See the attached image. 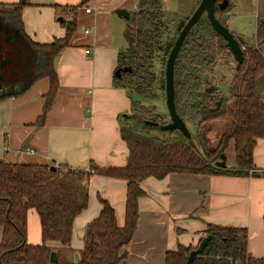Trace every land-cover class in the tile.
I'll return each instance as SVG.
<instances>
[{
    "label": "trees",
    "instance_id": "1",
    "mask_svg": "<svg viewBox=\"0 0 264 264\" xmlns=\"http://www.w3.org/2000/svg\"><path fill=\"white\" fill-rule=\"evenodd\" d=\"M221 3L223 0H218L216 15L223 12ZM82 6L84 2L67 8L68 18L61 21L66 30L64 37L50 44H39L25 33V4L0 3V83L10 89L0 94V100L20 95L39 79L48 77L51 91L46 108L51 106L59 86L54 62L71 47L78 30L76 9ZM71 12L75 13L73 18L69 17ZM189 18L177 26L176 37L166 42L168 23L160 0H138V11L126 19L127 48L119 53L117 69L131 67L132 71L123 72L121 77L114 76L115 86L128 89L132 99V113L120 119L121 135L129 149L126 167L92 166V172H87L58 165L0 161V228L3 231L0 264H119L126 257L123 249L132 241L137 228L139 199L145 195L141 184L147 178L162 179L172 173L245 177L255 170L253 152L257 141L264 138V101L258 92L264 76V55L259 47L246 45L245 60L239 69L235 68L225 92L203 77V69H212L217 45L218 48L224 45L229 51L226 41L213 31L207 18L189 33L175 63V102L185 123L196 125L197 134L191 139L179 131L161 130L160 126L168 122L155 106L150 109L140 100L157 99L155 90L159 82L154 71L155 61L161 58V53L169 56ZM258 39L259 46L263 45L264 23H260ZM4 61L6 64L2 66ZM164 82L160 89L165 91ZM202 83L206 84L204 89ZM214 87L220 90L208 91ZM216 123L221 125V138L216 149L206 154L200 143V132L204 134ZM157 130L163 136L155 135ZM231 141L235 143L236 166L217 167ZM54 166L56 171L51 169ZM94 174L128 182L124 226H119L113 206L101 200L100 216L86 228L80 261L74 263L62 258L52 261L56 249L50 244L57 243L71 250L75 220L88 207V181ZM30 210H35L40 219L42 243L38 245L27 241ZM209 235L212 239L193 264H264V258L249 254L246 230L208 225L206 236ZM196 248L179 245L177 250L166 254L165 264H187Z\"/></svg>",
    "mask_w": 264,
    "mask_h": 264
},
{
    "label": "crops",
    "instance_id": "2",
    "mask_svg": "<svg viewBox=\"0 0 264 264\" xmlns=\"http://www.w3.org/2000/svg\"><path fill=\"white\" fill-rule=\"evenodd\" d=\"M83 2L71 47L62 52L55 68L59 86L51 106L46 108L51 91L48 77L39 79L20 95L0 100V161L73 170L126 167L129 149L121 135L120 119L132 113V99L128 89L114 84L119 53L126 49L116 42L114 28L120 22L116 19L121 18L116 11L125 9L132 14L138 9V0H0L3 4H25V33L39 44L64 37L66 30L61 21L68 18L67 8ZM162 2L164 10L179 12L194 11L201 0H193V7L187 0ZM229 6L220 15L222 21L245 39L247 46H257L263 53L258 29L264 23V0H229ZM86 8H92L93 13L87 14ZM248 17L256 19L253 44L241 26ZM86 29L90 34H85ZM87 49L91 51L89 56ZM263 77L258 92L264 91ZM226 152H231L227 167L234 168V141ZM253 161L255 170L245 177L172 173L143 181L145 195L139 199L137 228L119 264H165L166 254L179 245L199 246L208 225L246 230L249 254L264 258V138L257 141ZM88 187L89 204L75 220L71 250L50 244L58 252V259L80 261L86 228L100 216L101 200L113 206L119 226H124L128 182L94 174ZM35 212L28 213L27 221V241L32 245L42 243L40 219ZM33 229L36 232L31 242ZM2 237L0 228V243Z\"/></svg>",
    "mask_w": 264,
    "mask_h": 264
},
{
    "label": "rangeland",
    "instance_id": "3",
    "mask_svg": "<svg viewBox=\"0 0 264 264\" xmlns=\"http://www.w3.org/2000/svg\"><path fill=\"white\" fill-rule=\"evenodd\" d=\"M160 1L162 2L163 0H160ZM187 1L189 2L188 4L191 7L195 6V3L193 2V0H187ZM219 1H221V0H219ZM137 11H138V9H137ZM194 11L193 10L191 11L189 9L188 10L184 9L183 11L180 10L179 12H178V10H175V9H171L170 11L164 10V16L167 19L166 21L168 23V25H167L168 30H167V33L164 37V42L170 41L176 37L175 31H176L177 26L181 22H183L188 16L190 17ZM261 13L263 14V8L262 7H261ZM220 15H221V13H218L217 18L222 21V19L220 18ZM263 18H264V15H263ZM116 20H120V22H119V24L115 25L114 37L116 39V42H118V45H120V47H122V49H124V48H127V42L125 39V31L127 28V22L124 18H119ZM205 20H206V17L204 16L200 20V22H205ZM222 22L225 24L224 21H222ZM255 22H256V19L254 17H251V18L248 17L246 19V22L241 24V26L243 27L242 31H245L247 33L246 38L248 39V42L250 44H253L256 40V37H254V34H253L254 28H255ZM230 27L233 28L232 25ZM177 38H178V36H177ZM262 51L264 53V46H262ZM215 52H216V61H215L214 65L211 66L212 69H210V68L203 69V77H207L209 79V83L220 86L221 89H223L225 92H228V89L230 87V84L228 82H232V76L235 73V68L237 66V63L234 60L230 51L225 49L224 45H221L220 48H218V45H217L215 47ZM168 57H166L165 55H163V53H161V58H158L155 61L154 71H155V74L157 76V81L159 82L156 85V90H155V93L157 94V99H140L138 97H135V99H137V100H139V99L143 100V105H145L146 107H148L150 109H151V107L155 106L157 108V112L162 116L164 121H167V122L170 121V116L168 113V108H167V103H166V88H165V91L163 89H160V88H161L162 80L165 81L166 65H167ZM263 81H264V77L262 79V82ZM164 85H165V82H164ZM201 87H202V89H204L206 87V84L202 83ZM262 87H264V85H262ZM259 93L262 94L263 99H264V91L259 92ZM187 126L190 129L192 135L195 136L197 134L196 125L191 122V123H188ZM155 135L163 136L162 132H160L158 130L155 131ZM220 138H221V125L220 124L216 123V124H213L210 127H208L204 132V140H205L207 150L208 151H214L216 149L219 141H220ZM233 150H234V146H233ZM225 155L227 157V165H228L229 161L231 160V152H225ZM31 212H35V210H33V211L31 210ZM35 232H36V230L33 229L32 233H30L31 242L33 241V238L35 236Z\"/></svg>",
    "mask_w": 264,
    "mask_h": 264
},
{
    "label": "water",
    "instance_id": "4",
    "mask_svg": "<svg viewBox=\"0 0 264 264\" xmlns=\"http://www.w3.org/2000/svg\"><path fill=\"white\" fill-rule=\"evenodd\" d=\"M23 2H25V0H23ZM217 3L218 0H201L198 8L193 12V14L190 16L183 29L181 30L173 46V49L169 54L166 65V77H165L166 103H167L168 113L170 116V121L166 125H161L160 128L163 131H179L183 136H185L188 139L192 138V133L188 128L187 124L185 123V121L179 116L176 109L175 63L189 33L193 30L195 26H197L200 20L205 16L209 21L213 31L216 32L218 35H220L226 41V45L229 48L230 53L232 54L234 60L237 63L236 66L237 69H239L242 66L245 60L244 49L246 47L247 42L245 39L236 36L228 26H226L221 20L217 18L216 15ZM228 6H229V0H223V3L220 4V8L223 12H225ZM116 13L119 17L125 19H128L131 15V13L125 9H118ZM58 62H59V56L55 59L54 62L55 68H57ZM5 64H6L5 61L2 62V66H4ZM129 71H132L131 67L119 68L116 70L115 76L121 77L123 72H129ZM213 90L219 91L220 88L214 87L212 89H209L208 91H213ZM218 105H220V103ZM149 123L155 126L159 125L158 123H152V122ZM200 143L204 152L208 154L209 151L207 150L205 144L203 132H200ZM216 166L220 168H225L227 166V157L225 155H222L221 160L216 163ZM51 169L53 171H56L55 166L52 167ZM211 239L212 236L210 235L202 239L199 246H197V248L190 253L187 264L194 263L195 258L205 251ZM51 260L52 261L58 260V254L56 252L52 254Z\"/></svg>",
    "mask_w": 264,
    "mask_h": 264
},
{
    "label": "built area",
    "instance_id": "5",
    "mask_svg": "<svg viewBox=\"0 0 264 264\" xmlns=\"http://www.w3.org/2000/svg\"><path fill=\"white\" fill-rule=\"evenodd\" d=\"M80 10V8H78V9H76V11H79ZM85 12L87 13V14H91V13H93V9L92 8H86L85 9ZM75 16V13L74 12H71L70 14H69V17L70 18H73ZM85 34H90V29H86L85 30ZM85 53H86V55H91V51L89 50V49H87L86 51H85ZM29 152H31L30 150H28ZM86 171L87 172H92V170L90 169V168H88V169H86ZM252 172V171H251Z\"/></svg>",
    "mask_w": 264,
    "mask_h": 264
},
{
    "label": "flooded vegetation",
    "instance_id": "6",
    "mask_svg": "<svg viewBox=\"0 0 264 264\" xmlns=\"http://www.w3.org/2000/svg\"><path fill=\"white\" fill-rule=\"evenodd\" d=\"M10 89L0 83V94L7 93Z\"/></svg>",
    "mask_w": 264,
    "mask_h": 264
}]
</instances>
